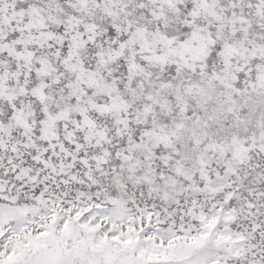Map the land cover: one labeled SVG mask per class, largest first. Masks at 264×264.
<instances>
[{
  "label": "snow or ice",
  "instance_id": "6c2138e0",
  "mask_svg": "<svg viewBox=\"0 0 264 264\" xmlns=\"http://www.w3.org/2000/svg\"><path fill=\"white\" fill-rule=\"evenodd\" d=\"M0 264H264V0H0Z\"/></svg>",
  "mask_w": 264,
  "mask_h": 264
}]
</instances>
